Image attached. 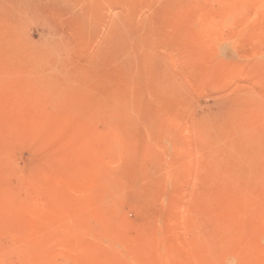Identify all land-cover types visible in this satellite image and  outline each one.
<instances>
[{"label": "rangeland", "instance_id": "rangeland-1", "mask_svg": "<svg viewBox=\"0 0 264 264\" xmlns=\"http://www.w3.org/2000/svg\"><path fill=\"white\" fill-rule=\"evenodd\" d=\"M0 264H264V0H0Z\"/></svg>", "mask_w": 264, "mask_h": 264}]
</instances>
